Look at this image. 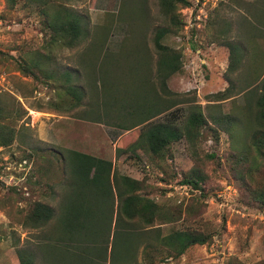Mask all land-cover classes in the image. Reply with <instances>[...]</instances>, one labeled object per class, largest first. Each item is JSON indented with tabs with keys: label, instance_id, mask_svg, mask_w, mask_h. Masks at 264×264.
Segmentation results:
<instances>
[{
	"label": "rangeland",
	"instance_id": "374dc122",
	"mask_svg": "<svg viewBox=\"0 0 264 264\" xmlns=\"http://www.w3.org/2000/svg\"><path fill=\"white\" fill-rule=\"evenodd\" d=\"M50 1L82 18L79 45L53 44L39 6L19 1L10 9L0 0V94L26 112L13 124L14 142L0 147V264H18L19 248L32 253L35 264H59L49 248L64 244L56 242L58 216L71 175L61 156L72 151L111 162L112 173L143 180L149 198L174 215L173 223L137 229L143 239L133 264L144 263V238L154 239L156 228L161 235L188 228L211 235L208 244L160 264H264V205L254 197L264 191V162L256 158L254 166L253 151L241 158L256 129L246 90L256 91L264 81V0H209L208 21L197 22L194 32L177 10L183 27L163 40L181 54L180 72L166 81L173 95L163 91L157 76L154 35L169 26L158 0ZM188 1L195 7L196 0ZM225 42L244 48L230 87ZM64 74L82 93L80 103L63 92ZM224 91L229 99L210 98ZM195 105L207 127L192 142L171 144L158 161L144 151L117 153L151 124L168 120L182 127ZM134 124L139 125L127 130ZM189 175L204 182L202 189L187 185L192 191L186 196L174 187ZM37 202L50 206L54 217L38 228L26 226ZM117 206L114 192L103 215L95 216L94 241L86 250L95 264L110 263Z\"/></svg>",
	"mask_w": 264,
	"mask_h": 264
},
{
	"label": "trees",
	"instance_id": "16d2710c",
	"mask_svg": "<svg viewBox=\"0 0 264 264\" xmlns=\"http://www.w3.org/2000/svg\"><path fill=\"white\" fill-rule=\"evenodd\" d=\"M8 8H14L19 1L28 5L39 6L43 25L50 34L51 41L59 43L64 47L71 48L79 45L85 32L83 20L79 15L73 14L60 4H54L50 0H3ZM162 14L169 20V26L158 29L154 35V46L158 52L157 76L162 83L163 91L172 94L166 88V81L173 74L180 72L181 54L174 49L163 45V40L168 35H174L183 27V22L176 12L190 5L188 0H158ZM261 13V12H260ZM261 17V16H260ZM218 14L213 21L218 25ZM208 21V19H207ZM206 22L200 21V25ZM209 27L208 22L206 23ZM197 23L190 28L194 32ZM229 49V63L225 72L227 83L232 84V75L242 62L244 48L239 42H225ZM64 83L61 86L63 92L76 104L80 103L82 93L78 91L68 76L64 74ZM255 90L247 89L250 96L249 108H254V124L256 129L251 134L250 149L247 147L242 151L241 158L249 159L253 151V165L256 158L264 162V81ZM173 95V94H172ZM213 101H224L229 99L226 91L210 96ZM174 110L169 116H174ZM143 115V113H142ZM26 112L19 106L18 102L10 95L0 94V147H9L15 140L16 130L13 125L22 120ZM140 124V123H139ZM138 124V125H139ZM132 125L127 130L136 126ZM207 127V121L199 106L195 105L182 127L168 121L151 124L137 134V140L127 150L117 148V153L125 151L131 155H137V151L146 152L154 160H162L168 153L171 144L179 142L183 138L192 142L199 135V131ZM61 161L68 166L71 182L68 184L65 202L60 206L61 214L58 216L59 230L56 242L63 241L64 244L54 245L49 248L59 264H95L89 258L86 250L89 243L94 241L95 230L93 223L95 216L103 215L107 203L113 199V193L118 201L115 233L110 245L109 264H133L134 253L137 243L143 239L139 228H151L155 224L165 225L173 223L174 215L165 210L149 198L147 188L143 180L132 179L127 176L112 173L111 162L92 157L79 152H69L66 157L61 156ZM255 166V165H254ZM204 179L199 175L184 176L180 184L189 185L200 189ZM202 189V188H201ZM202 191V190H201ZM198 194L204 197L203 192ZM95 195L97 197H91ZM264 205V191L259 190L254 195ZM201 201L200 199H198ZM99 213L98 215H96ZM54 217L53 209L45 203H35L26 215L25 225L38 228L48 223ZM97 222V221H96ZM121 227V232L118 230ZM155 238H144L142 264H160L168 259H177L193 246H202L209 243L211 235L195 229H172L161 235L160 228H156ZM66 242V243H65ZM73 243L72 252L69 244ZM18 264H35L32 253L26 249L16 250Z\"/></svg>",
	"mask_w": 264,
	"mask_h": 264
},
{
	"label": "built area",
	"instance_id": "2783aa9c",
	"mask_svg": "<svg viewBox=\"0 0 264 264\" xmlns=\"http://www.w3.org/2000/svg\"><path fill=\"white\" fill-rule=\"evenodd\" d=\"M209 0H196V5L195 7H192L191 4L188 7H185L181 10V12L186 15L188 22L187 24L189 25L190 28L194 27V23H197L201 20L207 19V13L204 10V7L206 6L207 2ZM199 27V25H196ZM174 190H180L184 192V194L187 196L189 191H192L188 186H179V188L174 187ZM200 194V192H198Z\"/></svg>",
	"mask_w": 264,
	"mask_h": 264
}]
</instances>
